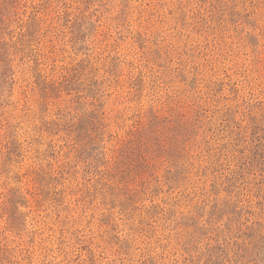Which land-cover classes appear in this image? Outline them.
<instances>
[{
	"label": "rangeland",
	"instance_id": "374dc122",
	"mask_svg": "<svg viewBox=\"0 0 264 264\" xmlns=\"http://www.w3.org/2000/svg\"><path fill=\"white\" fill-rule=\"evenodd\" d=\"M0 264H264V0H0Z\"/></svg>",
	"mask_w": 264,
	"mask_h": 264
}]
</instances>
